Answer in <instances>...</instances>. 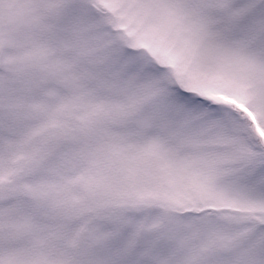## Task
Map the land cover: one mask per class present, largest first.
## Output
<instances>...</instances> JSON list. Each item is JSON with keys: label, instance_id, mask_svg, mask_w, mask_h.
<instances>
[{"label": "snow or ice", "instance_id": "6c2138e0", "mask_svg": "<svg viewBox=\"0 0 264 264\" xmlns=\"http://www.w3.org/2000/svg\"><path fill=\"white\" fill-rule=\"evenodd\" d=\"M0 264H264V0H0Z\"/></svg>", "mask_w": 264, "mask_h": 264}]
</instances>
